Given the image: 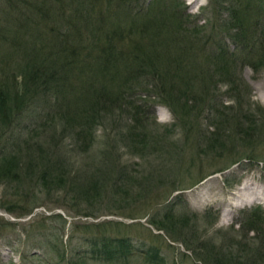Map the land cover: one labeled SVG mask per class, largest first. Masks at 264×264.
<instances>
[{"label": "rangeland", "instance_id": "1", "mask_svg": "<svg viewBox=\"0 0 264 264\" xmlns=\"http://www.w3.org/2000/svg\"><path fill=\"white\" fill-rule=\"evenodd\" d=\"M128 1L114 0L112 17L107 10L102 17L129 30L119 52L141 41L147 56L158 48L160 56L182 60L173 64L179 69L164 85L192 87L194 101L183 97L190 113L179 107L177 115L167 102L150 96L163 81L156 89L123 87L132 75L126 69L122 81L108 89L113 99L101 108L95 139L85 152L52 105L34 114L32 107L13 126L1 125L0 159L12 156L18 165L4 173L0 162V264H159L139 251L116 263L94 260L87 238L104 235L156 247L161 264H225L239 255V264H264L258 256L254 260L256 231L237 222L245 210L264 211L262 26L254 28L255 17L248 28L232 26L227 0H161L168 5L163 14L153 9L160 1L153 7V0ZM178 4L180 20L170 25L169 14ZM251 4L248 14L259 8ZM131 5L134 10H128ZM148 10L159 22L147 23L150 32L141 35L132 18ZM188 25L202 26V34L185 37ZM223 65L231 79L218 72ZM97 83L103 90L104 79ZM66 97V103L73 101ZM43 151L60 159L53 173L39 155ZM243 241L251 254L238 246Z\"/></svg>", "mask_w": 264, "mask_h": 264}, {"label": "trees", "instance_id": "2", "mask_svg": "<svg viewBox=\"0 0 264 264\" xmlns=\"http://www.w3.org/2000/svg\"><path fill=\"white\" fill-rule=\"evenodd\" d=\"M103 1L0 0V126L4 128L13 126L32 107L34 114L52 105L59 110L56 113H60L59 118L66 123L65 127L72 128L82 151L85 152L95 139L93 128L101 118L100 113L103 110L101 108L106 105L104 103L109 97L111 101L113 99L110 95L112 92L108 89L115 88L117 82L122 81L121 78L126 76V69L132 75L122 81L124 82L123 87L132 91L141 84H145L146 86L152 85L156 89L157 85L163 81V86L154 90L155 93L150 92V96L154 95L159 98V101L167 102L177 115L179 107L184 114L189 115L191 106L188 101L183 103V97L194 101L196 96L191 94L192 87L185 85L180 88L175 85L176 83L172 86L164 85V80L166 83L169 82L171 80L169 76L173 74L175 68H178L176 66L174 68L173 64H180L182 60L179 62L174 57L160 56V50L156 47H154L157 49L155 53L149 52L147 56V49L141 41L138 43L136 41L130 48L131 50L129 49L130 51L119 52L118 46L123 45V42L130 37L129 30L125 33L120 31L119 26L114 28V24H111L112 29L111 25L107 24L110 18L102 19L106 10L110 12L111 17L115 12L112 9L114 0L109 4L108 2L103 4ZM117 1H121L123 5L125 1L129 2L128 0ZM159 1V6L153 8L154 13L159 10L163 14L168 5L161 0L151 1L150 6L157 5ZM235 1L238 7L227 0L232 26L236 23L246 26L249 18L255 17L254 28L262 26L261 29L264 30V21L259 20L261 14L264 15V0ZM252 2H256L259 7L252 12L253 15L248 14L249 8H252ZM178 7L179 4L175 9L173 6L169 14L170 25L173 24L172 20L176 18L180 20L177 15ZM131 9L134 10L132 5L128 10ZM139 13L132 18V25H140L137 30L142 35L143 32H150L149 27L145 26L147 23L151 22L149 25L158 24L159 19H156L155 14L151 15L150 11ZM147 14L151 17H147ZM138 18L143 20L139 23ZM232 26H229L227 31H230ZM248 27L250 26L247 25L246 28ZM184 29L185 37H189L190 34L201 35L203 32L202 26L199 25H188ZM162 30L163 28H159L154 35L159 37ZM173 38L177 41L179 37ZM218 68V72L222 75L229 70L224 65ZM228 75L225 74L222 78L231 79ZM99 79H104L105 82L104 89L101 91L97 88ZM108 79L111 82H107ZM108 83L111 84L108 86ZM121 89L120 87L119 90ZM119 93L121 94V91ZM133 93L136 92L133 91ZM66 95L73 98V101L69 100L66 103L68 100ZM62 107L66 109L60 111ZM249 131H252V128H249ZM38 150L42 151V149ZM32 152L33 150H29V154ZM53 152L48 151L47 156L46 151L39 154L45 161L46 170L50 169L51 173L55 171L60 161V159L53 158ZM0 162L4 173H11L18 165V161L12 156L2 157ZM242 214L237 221L238 224L247 228V231H256L254 239H256L257 247L254 260L257 256L263 260L264 211L256 208L252 212L245 210ZM244 236L247 239L246 233ZM87 240L92 243L93 259L104 263H116L121 259H128L138 251L145 257H149L150 261L161 264L163 260L159 249L146 243H138L131 238L104 235L94 237V240L92 238H87ZM244 242H240L238 246L242 250L251 249L249 253L251 254L252 247ZM52 245L55 250L59 251L54 243ZM239 258L243 257L239 255ZM239 258L237 260L226 258L224 262L225 264H239L241 262ZM68 262L78 264V260L76 263L71 260ZM257 263L260 264L258 260H255L253 264Z\"/></svg>", "mask_w": 264, "mask_h": 264}, {"label": "bare ground", "instance_id": "3", "mask_svg": "<svg viewBox=\"0 0 264 264\" xmlns=\"http://www.w3.org/2000/svg\"><path fill=\"white\" fill-rule=\"evenodd\" d=\"M257 192V191H256ZM259 197V196H258Z\"/></svg>", "mask_w": 264, "mask_h": 264}]
</instances>
